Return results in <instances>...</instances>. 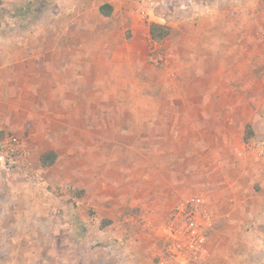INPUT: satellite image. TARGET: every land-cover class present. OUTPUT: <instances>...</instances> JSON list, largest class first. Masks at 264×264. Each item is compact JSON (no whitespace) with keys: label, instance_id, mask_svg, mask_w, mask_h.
Masks as SVG:
<instances>
[{"label":"rangeland","instance_id":"1","mask_svg":"<svg viewBox=\"0 0 264 264\" xmlns=\"http://www.w3.org/2000/svg\"><path fill=\"white\" fill-rule=\"evenodd\" d=\"M219 13L222 25L198 26ZM151 23L170 29L162 43ZM16 49L20 79L32 71L44 87L16 97L29 114L0 138L32 150L30 169L0 167V264H158L152 244L178 200L227 176L259 191L246 145L264 132V0H0V53ZM48 150L57 157L43 171ZM21 190L48 209L35 222L55 228L47 242L10 244L8 226L35 217L4 210L33 203ZM249 220L233 247L219 240L195 264H263L264 224Z\"/></svg>","mask_w":264,"mask_h":264},{"label":"crops","instance_id":"2","mask_svg":"<svg viewBox=\"0 0 264 264\" xmlns=\"http://www.w3.org/2000/svg\"><path fill=\"white\" fill-rule=\"evenodd\" d=\"M220 13L215 19H212L213 18L212 15L200 19L197 22L198 26L201 28L206 20L210 22L209 25L211 28L214 27V25L215 27L218 26L217 23L222 25L224 21H222L223 18L220 16ZM239 13L240 15H242L244 13V10H240ZM229 14L233 15L232 11ZM226 27L228 30H230L233 33V26L231 24L228 23ZM19 51L16 49V52H13L11 54H9V51L7 53H4L3 51H2L3 53L2 52L0 53V138L2 137L3 132L5 130L11 129L9 124L10 123L9 119H14V118L26 119L29 114L28 113L30 111L29 107L28 108L23 107L21 104L24 103L30 104L31 102H28L25 99L18 101L16 100V97H18L19 95H22V97L26 95L29 96L32 87H33L32 89L34 90V94L39 95L41 92L40 88L44 87L42 81L39 82L34 80L31 81V79H33L34 77L33 75H31L32 71H30V76L32 78L29 79L28 81H26V79H24L23 81L20 79L21 76L20 73L23 70L19 66L21 63L25 62L26 60L25 58H21V57L19 58V56H23V54L19 55L18 53ZM21 77L22 78L27 77V75H24L23 73ZM51 86L52 85L50 83L49 87ZM261 113H264V109L261 111ZM251 117L253 118L254 121L255 115L251 114ZM26 135L30 136L28 133H26ZM7 136L8 135H5L4 138ZM223 136L227 138L223 145V147H225V144L228 145V143L226 142L228 141L230 134L225 133L223 134ZM29 139L31 140V138ZM21 141L24 147L27 149V151L31 152L32 150L30 144L28 143L27 138L22 139ZM230 141H231V137H230ZM43 153H41L40 156ZM40 156L38 157L39 165L41 168H43L44 171L49 167L41 166ZM32 157L33 154L31 153V158ZM252 157L253 159L257 160V165L253 166V169L250 170L251 172L250 176L251 179H253V184H257L255 186L259 187V191L252 192L250 188L251 186L240 185L241 182H239L238 177H228V176L223 178L222 179L223 181L217 182L216 186L213 185V182L211 185L210 182V186L208 187V189H205L208 190L209 193V195L204 196L207 204V208L210 210L215 220L214 228L211 232H209L206 240V247H208L209 252L210 251L212 252V247L216 246L219 240H224V239L226 240V238L228 240V241L226 240L227 241L226 244L233 247L235 245L233 241L234 234H237L238 224L240 223L244 224L245 222L251 224L252 220H249L250 218L254 219V222L256 224L258 223L264 224V156L263 157L252 156ZM32 160H34V158H32ZM0 167L2 168L1 164ZM47 189H52V188L48 187ZM21 192L22 193L19 195V199H21L22 201H26V199H28L27 201H33V203L31 202L29 203L31 207L23 206V204H21L20 207H18L17 205L16 207L6 208L5 206L4 210H7L11 214H17L19 216H28L32 211L33 216L35 217L32 220L28 218V221L32 222V226H25V223H19V222H17L15 225L8 226L9 228L8 230L12 231L13 233V235L11 234L10 244L16 246L17 243L19 245L29 247L34 245V243H32L34 239H37L40 242L41 241L47 242V239L50 237L48 235V232H53L52 230L56 231L55 228L54 227H52L53 229L51 227L50 229L46 227L37 228L38 225L35 226V222L38 220L37 216L42 215L44 217L46 214L45 212H47L48 209L44 207L42 202L40 201L38 202L36 201L35 197L34 198L32 197V193L30 190L28 193L27 191H23V190H21ZM166 221L163 224V226L159 228L156 232L158 236L157 244L156 245L152 244V249H155V258L158 259V264H183L166 257L162 253L163 241L165 236L164 227ZM18 233L20 235H18ZM147 254H148L147 251H143V253L138 254V256L140 255L141 258H144L147 256ZM134 256L137 258L136 253L134 254ZM132 259L134 258L131 256L130 258L131 263H132ZM206 259L207 258H204L199 264H208L209 259L208 260ZM145 261H147L146 262L147 264H152L150 258L145 259Z\"/></svg>","mask_w":264,"mask_h":264},{"label":"built area","instance_id":"3","mask_svg":"<svg viewBox=\"0 0 264 264\" xmlns=\"http://www.w3.org/2000/svg\"><path fill=\"white\" fill-rule=\"evenodd\" d=\"M205 11L208 8L201 6L194 13L198 16ZM246 150L249 155L263 157L264 132L257 140L249 142ZM0 164L7 171L30 169L29 152L17 137L7 136L0 141ZM214 222L204 196L181 198L170 212L164 227L163 255L183 264L197 263L206 254L207 235L213 230Z\"/></svg>","mask_w":264,"mask_h":264},{"label":"trees","instance_id":"4","mask_svg":"<svg viewBox=\"0 0 264 264\" xmlns=\"http://www.w3.org/2000/svg\"><path fill=\"white\" fill-rule=\"evenodd\" d=\"M99 12L102 16L104 17H108L111 14V7L109 5H103L99 8ZM148 32L150 35V38L153 42L155 43H162L170 34V29L166 26L163 25H159V24H155V23H151L148 27ZM251 128L249 126H246V131L249 132L248 134H245V136L243 137V140L246 141L248 140L251 135H252V131L250 130ZM56 153L54 151H47L45 153H43L40 156V163L42 167H50L52 166L55 161H56ZM50 192L52 193H56L58 194V187L54 188V189H48ZM105 222H103L104 224Z\"/></svg>","mask_w":264,"mask_h":264}]
</instances>
